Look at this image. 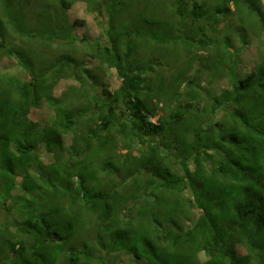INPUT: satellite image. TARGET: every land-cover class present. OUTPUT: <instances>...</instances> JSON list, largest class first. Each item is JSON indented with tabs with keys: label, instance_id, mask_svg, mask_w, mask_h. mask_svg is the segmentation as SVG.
<instances>
[{
	"label": "trees",
	"instance_id": "16d2710c",
	"mask_svg": "<svg viewBox=\"0 0 264 264\" xmlns=\"http://www.w3.org/2000/svg\"><path fill=\"white\" fill-rule=\"evenodd\" d=\"M155 1L0 0V264H264V9ZM227 22L249 30L225 65ZM147 37L172 55L155 84ZM193 45L218 79L182 74Z\"/></svg>",
	"mask_w": 264,
	"mask_h": 264
},
{
	"label": "rangeland",
	"instance_id": "374dc122",
	"mask_svg": "<svg viewBox=\"0 0 264 264\" xmlns=\"http://www.w3.org/2000/svg\"><path fill=\"white\" fill-rule=\"evenodd\" d=\"M133 1H135V4L139 3V0H133ZM143 1H147V0H143ZM151 1L154 2L155 4H157L158 6H160V5L162 6L163 5V4H160L159 2H156L155 0H151ZM260 1H259V4L264 9V0H260ZM162 3H164V2H162ZM132 5H134V4L132 3L131 6ZM131 6H125L124 7V4H123V6H121L122 7V10H121L122 13H125L127 15V10L126 9L131 7ZM83 8H86V6L83 3L76 4V6H74V8H73L75 10V11L73 10L74 11L73 17L76 16V15L77 16L79 15V16H81V18H85L86 20H88V23H90V25H91V23H92V16L91 15L92 14H88V16H86ZM73 11H70V12H73ZM129 12H131L130 13V15H131L130 19H135V17L137 16V13H138L139 21H142V20L148 21V23H147L148 25H142V26L139 27L140 31L138 29H135V30H133L134 32H138V31L139 32H144L145 30H147V27H151V28H152V26L154 27L153 24L152 25L150 24V22H149L150 19H148L150 17V15H149L150 14V9L145 10V12L143 13L141 8H134V9L130 10ZM169 16H171V15L170 14L164 15L163 18L166 19V22L168 21L167 18H169ZM251 18H255V17H253V16L247 17V19H251ZM67 19H70V21H71V18L68 17ZM127 20H128V16L124 15V24L127 23ZM232 23L233 22H231V23L227 22V31H226L227 33L222 37V39L219 36L220 35V31H219L218 36L216 35V33L213 36L214 40L217 39L221 43L220 46H218V47L220 48V50L223 53L224 57H222V60L225 63V65H227V63L231 64V61H232V59L234 57V53H235L234 40H235V38H241L242 36H245V37L248 36L249 24L247 22H245V24L237 22V24H235V25H232ZM35 25H37V24L32 25L31 28H33ZM240 25H244V26H240ZM224 28L225 27H223V29ZM243 28H245L246 31H244ZM27 29L30 30V27L27 28ZM84 29L85 28L83 26L76 27V30L78 31L77 35H80L82 37L81 33L84 31ZM149 29L147 30V32L149 31ZM93 30L95 31L96 29H92V32L96 36L95 38H97V34H95ZM221 30H222V28H221ZM171 31H173V29H171V28L168 29L167 28V30H165L163 32L168 34ZM179 33L184 35V38L186 36L190 37L189 32L186 29H184L183 27L180 28ZM133 35H136V34H133ZM148 39L151 42L148 43V41L146 39V42L148 44V46H147L148 47V52L146 53L147 56H144L143 53H141V55L143 57H147V59H146L147 63L148 64L151 63V65L154 66V68H155V70L152 73L153 74L152 76H154L152 83L155 84L156 80H158V82H160L161 78H165V76H168L170 74V67L171 66L169 64H171L170 61H171V58H172L171 56L172 55H171V53H169V51L164 49V48H166L165 45H160L156 41L152 40L151 38H148ZM88 41H89V43L91 42L89 39H88ZM255 43L257 44V40L256 39H255V42L253 43L254 46H255ZM141 45H143V42H141L138 45V47H140ZM210 46H207L205 48L200 49V47H197V46L193 45L191 47V49H189V51L185 50V52L190 53V55H188V56H186L185 52L182 51V74L187 76V73H189V72H191V74L199 72V77H204V81H206V78L209 80V81H207V83H211L212 81L218 79L217 78L218 77L217 74L219 73V71H217V70H220L219 69L220 64L218 63V60L220 58L218 59V56L215 57L216 53H214V49H212ZM149 48H151V50H149ZM237 49H239V48H237ZM139 50H144V48L139 49ZM57 51L58 50L55 48L54 49V53H56ZM66 51H67L66 49L61 48V49H59L58 52H59V54H62L64 52H66ZM244 54L246 56L250 57V54H252V50L249 47H247L244 50ZM52 57H56V56H52L51 54H46L45 55L46 59L50 58V60H47L48 63H51V58ZM140 57L141 56H139V58ZM194 58H196L199 62L197 61L196 63H194ZM41 60H43V62L45 61L43 59V55H41ZM161 62H162V66L160 65ZM156 63H158V64H156ZM200 63H201V65H200ZM245 63H247V62H245ZM91 66H92V63H91ZM254 66L255 65H252V63H249V61H248V63L244 67L247 70H251L252 67L254 68ZM201 68H202V70H201ZM222 68H224V67H222ZM18 72H19V69L16 67V64H15L11 74H18ZM178 75L179 74H178V71H177L176 75L173 78L175 79V77H177ZM168 78H170V77H168ZM108 80L110 82H112V84L110 85V82L107 81V82H109L108 86H109L110 89H113V88H115V87H117L119 85V82L116 79L114 74H112L111 78L109 77ZM198 80H200V79L198 78ZM178 82L179 83L182 82V86H183L185 84V82H186V77L181 75L180 78L178 79ZM62 90H63V87L60 88L57 91L58 94ZM165 109L169 110L168 105H165ZM157 118H158V116L157 117H153L152 120L156 121Z\"/></svg>",
	"mask_w": 264,
	"mask_h": 264
}]
</instances>
